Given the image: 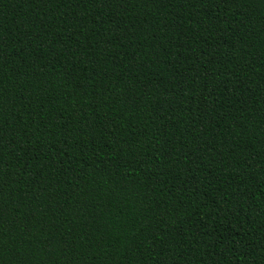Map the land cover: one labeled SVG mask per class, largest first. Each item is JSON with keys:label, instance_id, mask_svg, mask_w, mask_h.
<instances>
[{"label": "trees", "instance_id": "obj_1", "mask_svg": "<svg viewBox=\"0 0 264 264\" xmlns=\"http://www.w3.org/2000/svg\"><path fill=\"white\" fill-rule=\"evenodd\" d=\"M0 264H264V0H0Z\"/></svg>", "mask_w": 264, "mask_h": 264}]
</instances>
